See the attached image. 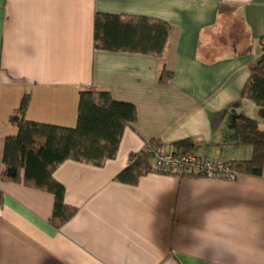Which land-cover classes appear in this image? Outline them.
I'll use <instances>...</instances> for the list:
<instances>
[{"label": "crops", "instance_id": "obj_1", "mask_svg": "<svg viewBox=\"0 0 264 264\" xmlns=\"http://www.w3.org/2000/svg\"><path fill=\"white\" fill-rule=\"evenodd\" d=\"M96 14L167 23L162 55L95 49ZM263 37L264 0H0V264H264V164L235 181L150 171L116 180L151 141L250 160L236 118L264 129V108L241 95ZM86 89L133 105L136 122L113 159L53 170L75 210L56 225L52 193L25 184L23 170L2 179L4 141L23 98L25 121L75 128Z\"/></svg>", "mask_w": 264, "mask_h": 264}, {"label": "trees", "instance_id": "obj_2", "mask_svg": "<svg viewBox=\"0 0 264 264\" xmlns=\"http://www.w3.org/2000/svg\"><path fill=\"white\" fill-rule=\"evenodd\" d=\"M170 27L167 23L145 17L96 14L93 23L94 48L109 52H132L160 57L164 51ZM262 54L249 67V76L242 97L264 108V37L260 39ZM170 73L162 72L159 83H166ZM27 99L23 98L10 117L16 127L14 136L4 141L2 179L18 182L23 170L24 183L46 190L54 196L52 222L60 225L75 212L64 205L62 186L52 179L53 170L66 160L102 165L113 159L126 127L136 122L135 107L114 101L106 91L82 90L78 99L77 123L73 129L29 123L24 120ZM238 144L252 148L248 161L230 162L239 174L261 176L264 164V129L244 114L236 118ZM160 145L158 141L147 147ZM177 149L189 152L188 141L175 143ZM135 155L131 156V159ZM14 169L15 175L7 171ZM149 172L148 157L140 155L120 172L116 180L135 184L141 174ZM192 176V175H180Z\"/></svg>", "mask_w": 264, "mask_h": 264}, {"label": "built area", "instance_id": "obj_3", "mask_svg": "<svg viewBox=\"0 0 264 264\" xmlns=\"http://www.w3.org/2000/svg\"><path fill=\"white\" fill-rule=\"evenodd\" d=\"M142 154L147 155L149 171L154 173L192 175L225 181H235L239 176L230 163L209 160L194 152L179 151L164 145L146 146L140 154L130 160V163Z\"/></svg>", "mask_w": 264, "mask_h": 264}, {"label": "water", "instance_id": "obj_4", "mask_svg": "<svg viewBox=\"0 0 264 264\" xmlns=\"http://www.w3.org/2000/svg\"><path fill=\"white\" fill-rule=\"evenodd\" d=\"M15 170L14 169H9L8 171H7V174L9 175V176H14L15 175Z\"/></svg>", "mask_w": 264, "mask_h": 264}]
</instances>
